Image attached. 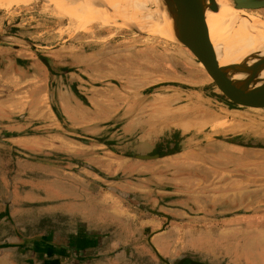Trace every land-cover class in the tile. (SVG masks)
Returning a JSON list of instances; mask_svg holds the SVG:
<instances>
[{"label": "rangeland", "instance_id": "374dc122", "mask_svg": "<svg viewBox=\"0 0 264 264\" xmlns=\"http://www.w3.org/2000/svg\"><path fill=\"white\" fill-rule=\"evenodd\" d=\"M251 13L264 18V9ZM0 35L11 37L8 42H16L12 37L30 41L34 50L49 61H53L55 47L62 46L56 53L57 62L63 68L66 66L70 75L74 76L75 81L69 77L72 87L83 85L89 90L109 88L106 100L103 99L106 102L124 103L131 97L138 108L137 113L144 112L145 104L163 106L174 102V105L184 106V116H195L194 122L199 119V123L185 126L186 130H192L189 134L176 132L173 128L167 132L169 127L165 126L162 133L165 131L164 135L172 139L162 141L159 148L167 149V141L175 142L178 138L174 146L195 150L201 154V162L195 158L196 164L192 162L187 169L182 165L188 154L183 159H169L163 171L157 172L163 183L155 181L157 186L153 188L145 182L150 176L144 172L134 176L103 173L106 192L111 191L114 198L118 199L114 201L118 217L113 221L104 218L100 229L105 237H109L105 241L106 247L116 251L114 256L108 258L110 250L106 249L105 264H180L187 260L210 264H257L258 252H261L257 249L258 237L236 231H233V236H229L224 227L225 214H229L227 217L230 218L251 212V209L247 204L242 206L243 209H238L241 205L237 202L236 206L233 204L236 209L224 212V198L225 194L238 191L239 203L252 200L256 193L258 199L264 201V109L240 111L221 103L207 83L157 36L139 35L97 21L92 22L88 31L77 32L72 20L62 16L53 6L38 0L13 5L0 0ZM45 63L44 67H49L48 62ZM87 72L89 75L85 74ZM32 73L33 79L26 77L28 79L21 89L28 90L38 83L37 72ZM47 83L50 85L48 80ZM166 88H171V91L167 93ZM165 95L177 97L166 100ZM104 107H109L105 109L106 113L113 110L112 104ZM149 127L106 124L94 143L99 145L100 154L110 153L114 149L126 157L131 154L128 140L151 131ZM29 128L28 132L32 133L33 126ZM37 130L36 127L34 131ZM40 132L45 130L40 129ZM154 132L153 138L159 135L158 131ZM117 138L123 143H117ZM47 142L48 138H45L40 144L46 147ZM234 147H243L248 152V157H243L245 162H239L241 165H236L237 168L231 166V170H226L221 160H212L213 157H210L217 153L220 159L223 149L238 150ZM13 148L18 150L16 146ZM137 150L145 154L154 151L151 147L139 145ZM27 155L22 154L34 160V157ZM238 155L233 152L231 158H237ZM240 166H246V169ZM251 166H258L261 172L258 173L257 168ZM82 167L79 166V173L84 172ZM9 175L14 176L12 172ZM125 180L135 182L129 184L136 188V193L132 192ZM15 209L14 214L18 219L21 214L30 211L20 203H15ZM145 209L154 212L152 217L157 218L158 225L152 229L149 227L150 212L146 215ZM64 211L47 204L40 212L54 216L56 213L64 215ZM156 214L166 215L167 218L160 220L163 216L156 217ZM119 247L121 252L117 253ZM2 257L0 264L20 262L18 255L6 254Z\"/></svg>", "mask_w": 264, "mask_h": 264}, {"label": "crops", "instance_id": "0c3cea01", "mask_svg": "<svg viewBox=\"0 0 264 264\" xmlns=\"http://www.w3.org/2000/svg\"><path fill=\"white\" fill-rule=\"evenodd\" d=\"M8 38L11 37L0 35V257L6 254L18 255L19 264H105L106 249L110 250L108 258L114 256L116 251L106 247L105 241L109 237H105L100 229L105 222L104 218L113 221L118 217L114 207V201L118 199L114 198L111 191L106 192L103 173L134 176L144 172L150 176L145 182L153 188L157 186L155 181L163 183L157 172L163 171L169 159H183L188 154L182 165L188 169L192 162L196 164L195 158L200 161L201 154L195 150L181 146L177 148V153L171 155H161L156 151L162 141L172 139L164 135L165 131L162 133L165 126L169 127L167 132L173 128L176 132L189 134L192 130H186L185 126L199 123V119L194 122L195 116H184V106L174 105V102L163 106L145 104L142 113H137L138 108L131 97L124 103L114 100L106 102L104 100L109 94V88L89 90L83 85L72 87L70 78L74 76L70 75L66 66L63 68L57 62L56 53L62 46L55 47V53L50 54L53 56L50 62L34 50L30 41L12 37L16 42H8ZM40 60H44L43 63ZM45 61L48 62L47 68L44 67ZM32 71L37 72L38 83L28 90L21 89L28 78L33 79ZM85 74L89 75L88 72ZM170 89L166 88L165 91L168 93ZM165 97L169 100L175 99L177 95ZM108 104H112L113 110L106 113L105 109L109 107L105 108L104 105ZM106 124L147 125L151 131L128 140L131 153L128 157L119 155L114 149L110 153L100 154V147L94 142L98 141L97 135ZM30 126H33L32 133L28 132ZM34 126L38 128L37 132ZM39 128L45 132L41 133ZM154 131H158L159 138H153V133L156 134ZM168 134L171 135L170 132ZM45 138H48L46 147L40 144ZM117 139V143H123ZM138 145L151 147L154 151L145 154L137 150ZM234 148L238 150L223 149L220 159L217 153L210 157H213L212 160H221L224 164L222 166L231 170V166L245 162L244 156L248 157L243 147ZM159 150L163 151V148ZM233 152L242 158L239 155L231 158ZM25 153L34 157V160L22 156ZM79 166H84V172L79 173ZM240 168L246 169V166ZM251 168L261 172L258 166ZM10 172L14 176L9 175ZM124 182L136 193V188L129 184L135 182ZM238 193L225 194L224 212L236 209L237 202L241 205L238 209H243L242 206L247 204L251 212L230 218L227 217L229 214H225V232L229 236H233V231L246 236L256 235L257 249L261 251L258 252L256 263L264 264V201L259 200L256 193L252 200L239 203ZM15 203L22 204L23 208L30 211L21 214L18 219L14 214ZM47 204L66 212L54 216L41 214V209H45ZM144 212L146 215L150 212L151 229L158 225L157 218L152 217L154 212L146 209ZM160 216L163 214H156V217ZM166 218L165 215L160 220ZM22 237H36L39 240L30 246ZM41 237L47 240L40 244L42 250L38 247ZM118 249L117 253H120L121 247Z\"/></svg>", "mask_w": 264, "mask_h": 264}, {"label": "bare ground", "instance_id": "6f19581e", "mask_svg": "<svg viewBox=\"0 0 264 264\" xmlns=\"http://www.w3.org/2000/svg\"><path fill=\"white\" fill-rule=\"evenodd\" d=\"M28 1L31 0H4L7 5ZM38 1L53 6L62 16L72 20L77 32L88 31L92 22L97 21L144 36L158 33L153 22L150 0ZM232 1L238 7H243L251 0ZM185 3L193 13L188 20L190 34L218 63L247 52L257 42H264V28L258 22L242 18L221 0H185ZM239 81H230L229 84Z\"/></svg>", "mask_w": 264, "mask_h": 264}, {"label": "water", "instance_id": "95a60500", "mask_svg": "<svg viewBox=\"0 0 264 264\" xmlns=\"http://www.w3.org/2000/svg\"><path fill=\"white\" fill-rule=\"evenodd\" d=\"M221 1L242 18L256 21L264 28V18L251 13L264 9V0H251L243 7H238L232 0ZM150 8L158 30L154 36L202 78L221 103L240 111L264 109V42H257L247 52L218 63L190 34L188 20L193 13L185 0H150ZM234 80L240 81L229 84ZM181 264L210 263L187 260Z\"/></svg>", "mask_w": 264, "mask_h": 264}, {"label": "trees", "instance_id": "16d2710c", "mask_svg": "<svg viewBox=\"0 0 264 264\" xmlns=\"http://www.w3.org/2000/svg\"><path fill=\"white\" fill-rule=\"evenodd\" d=\"M167 142L169 143V146H168L167 150L161 151L158 148L157 151H156V153L161 154V155H171V154L177 153L179 151V149H177V148L173 149V146H174V143H175L174 140L167 141ZM41 232H42V230H41ZM22 239L23 240L25 239V243H29L30 246L32 244L37 243V241L39 240V239H36V237H29V238L22 237ZM42 242H47L46 238L41 237L40 242L38 243L39 244L38 247H40V244H42ZM40 249H41V247H40Z\"/></svg>", "mask_w": 264, "mask_h": 264}, {"label": "flooded vegetation", "instance_id": "af4514ba", "mask_svg": "<svg viewBox=\"0 0 264 264\" xmlns=\"http://www.w3.org/2000/svg\"><path fill=\"white\" fill-rule=\"evenodd\" d=\"M176 148V146H173V149H175ZM163 150L165 151V150H167V149H165V148H163ZM163 264H168V263H163ZM181 264V263H180Z\"/></svg>", "mask_w": 264, "mask_h": 264}]
</instances>
